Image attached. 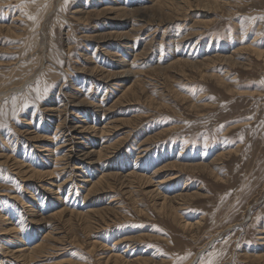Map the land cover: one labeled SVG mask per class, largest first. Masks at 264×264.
I'll return each mask as SVG.
<instances>
[{"label":"rangeland","instance_id":"374dc122","mask_svg":"<svg viewBox=\"0 0 264 264\" xmlns=\"http://www.w3.org/2000/svg\"><path fill=\"white\" fill-rule=\"evenodd\" d=\"M209 260L264 264V0H0V264Z\"/></svg>","mask_w":264,"mask_h":264},{"label":"bare ground","instance_id":"6f19581e","mask_svg":"<svg viewBox=\"0 0 264 264\" xmlns=\"http://www.w3.org/2000/svg\"><path fill=\"white\" fill-rule=\"evenodd\" d=\"M173 1H178V0H173ZM185 1V0H184ZM157 2V1H156ZM155 2V3H156ZM171 2L172 1H170V4H171ZM181 2H182V0H181ZM159 3V2H158ZM180 3V2H179ZM183 3H185V2H183ZM169 3L168 2H166V1H164L162 4H159L161 7H166V5H168ZM175 4V3H174ZM153 5V4H152ZM151 5V6H152ZM181 6V5H180ZM182 7V6H181ZM185 8V7H184ZM186 9V8H185ZM167 10V9H166ZM173 10V9H172ZM111 11V10H110ZM150 11V10H149ZM142 13V16H141V18L142 19H144V18H146V13H147V10H144V11H142L141 12ZM109 14V13H108ZM113 14V13H112ZM168 15V14H167ZM120 16H125V17H127L126 16V13H120ZM174 16V15H173ZM106 18V17H105ZM109 18V17H108ZM110 20V19H109ZM139 20V19H138ZM141 20V19H140ZM119 21V20H118ZM146 21H147V19H146ZM150 21V20H149ZM156 21V20H155ZM143 22V21H142ZM154 22V21H153ZM151 23V22H150ZM137 32V31H136ZM124 35H125V33H124ZM101 36V35H100ZM101 39H102V37H101ZM120 39H124V40H126L125 38H124V36H120L119 37V40ZM123 42V41H122ZM254 43V42H253ZM128 50V49H127ZM184 66V65H183ZM137 92V91H136ZM134 96V95H133ZM65 111V110H64ZM72 111V110H71ZM51 112V111H50ZM66 117V116H65ZM127 122V121H126ZM84 123V122H83ZM117 123V122H116ZM110 124V123H109ZM112 124V123H111ZM118 125V124H117ZM83 126V125H82ZM105 126V125H104ZM77 128V127H76ZM82 128V127H81ZM74 129V128H73ZM101 129V128H100ZM62 131V130H61ZM66 131V130H65ZM64 131V132H65ZM74 132V131H73ZM77 132V131H76ZM103 133V132H102ZM101 133V134H102ZM70 134V133H69ZM78 134H80V133H78ZM75 135V134H74ZM86 135V134H85ZM92 135V134H91ZM100 135V134H99ZM108 135H109V132H108ZM108 135H106V137L108 136ZM127 135V134H126ZM64 137H65V135H64ZM79 137V136H78ZM100 137V136H99ZM103 137V136H102ZM105 137V138H106ZM86 138V137H85ZM110 138V137H109ZM73 140H75V138H74V136H69V139L68 140H66L67 142H69V144H67L68 146H70L69 147V149L65 146V147H62V148H67L68 150H69V152L72 154L71 156H70V158H68V160H70V159H72V160H77V161H80V162H83V161H87L89 158H90V154H88V152L86 153V152H84L83 150L82 151H78L77 149L78 148H75V146H74V143H72L73 142ZM129 140V139H128ZM100 141V140H99ZM66 142V143H67ZM85 142V141H84ZM123 142V141H122ZM65 144V143H64ZM153 144V143H152ZM78 145H80V144H78ZM82 145V144H81ZM116 145V144H115ZM80 147V146H79ZM104 147V146H103ZM105 147H107V146H105ZM109 147V146H108ZM46 148V147H45ZM81 149H82V147H80ZM84 148V147H83ZM116 148V147H115ZM51 149V148H50ZM60 149V148H59ZM88 149V148H87ZM110 149V148H109ZM118 149V148H117ZM62 150V149H61ZM86 150V149H85ZM48 151V150H47ZM47 151H45V152H47ZM115 151V150H114ZM101 152V151H100ZM107 152H109V153H111L110 151H108L107 150ZM108 153V154H109ZM114 153V152H113ZM47 154V153H46ZM45 154V155H46ZM70 155V154H69ZM78 155V156H77ZM101 155V153H99V156ZM110 155H112V153L110 154ZM50 156V155H49ZM113 156V155H112ZM117 156V155H116ZM104 158V157H103ZM98 159H100V158H98ZM106 159V158H105ZM103 160V159H102ZM30 162V161H29ZM67 162V161H66ZM95 162H97V161H94V162H92V164H94ZM102 162V161H101ZM75 165H77V164H75ZM95 165V164H94ZM67 166H68V164H67ZM93 168V167H92ZM172 168V167H171ZM84 169V168H83ZM51 170V169H50ZM73 170H79V168H77V167H75ZM170 170V169H169ZM168 170V171H169ZM174 170V169H173ZM68 171V170H67ZM103 171V170H102ZM164 171V170H163ZM162 171V172H163ZM175 171H176V169H175ZM43 172V171H42ZM167 172V171H166ZM172 172V171H171ZM60 174V173H59ZM159 174V173H158ZM63 175V174H62ZM78 175H79V173H78ZM159 176V175H158ZM169 176V175H168ZM171 176H172V174H171ZM178 177V176H177ZM55 178V177H54ZM51 179V178H50ZM90 179V178H89ZM128 179V178H127ZM142 179V178H141ZM174 179V178H173ZM172 179V180H173ZM48 180V179H47ZM91 180V179H90ZM113 180V179H112ZM146 180V179H145ZM40 182V181H39ZM50 182V181H49ZM68 182V181H67ZM85 183H87V182H89L88 180H85L84 181ZM110 182V181H109ZM168 182V181H167ZM173 182V181H172ZM57 183V182H56ZM166 183V182H165ZM102 183L101 182H99V185H101ZM111 184V183H110ZM114 184V183H113ZM134 184V183H133ZM163 184V183H162ZM132 185V184H131ZM106 187V186H105ZM91 188H93V189H96L97 188V185H92V187ZM134 189V188H133ZM97 191V190H96ZM100 191V190H99ZM109 191V190H108ZM92 192V191H91ZM104 192V191H103ZM183 194V193H182ZM97 195V194H96ZM91 196V195H90ZM93 196H95V195H93V193H92V197ZM89 197V196H88ZM178 197V196H177ZM177 197H172V198H170V200H169V198H166V197H164V198H162V199H160L161 200V203H162V205H168L169 203H171V202H174V201H176L177 200ZM169 202V203H168ZM173 204V203H172ZM180 204V203H179ZM174 205V204H173ZM180 205H182V204H180ZM177 207H180V206H177ZM182 208V207H181ZM179 210H181V209H179ZM180 212V211H179ZM60 214V213H59ZM62 214V213H61ZM87 214H88V211H87ZM73 216V215H72ZM91 216H93V215H91ZM102 216V215H101ZM97 217V216H96ZM103 217V216H102ZM48 218V217H47ZM98 218V217H97ZM104 218V217H103ZM36 219V218H35ZM44 219V218H43ZM93 219V218H92ZM91 219V220H92ZM95 219V218H94ZM42 220V219H41ZM97 220V219H96ZM55 221V220H54ZM99 221V220H98ZM197 222V221H196ZM92 224H93V222H91ZM191 223V222H190ZM41 224V223H40ZM92 224H91V226H92ZM95 226V225H94ZM90 228V227H89ZM190 228V227H189ZM92 231H93V228H92ZM98 231V230H97ZM100 231V230H99ZM13 232V231H12ZM8 233V232H7ZM48 233V232H47ZM92 234V233H91ZM7 235V234H6ZM43 237V236H42ZM51 243V242H50ZM22 244V243H21ZM43 244V243H42ZM57 244V243H56ZM53 245V244H52ZM99 245V244H98ZM132 245V244H131ZM24 246V245H23ZM36 246V245H35ZM37 247V246H36ZM23 250V249H22ZM33 250V249H32ZM92 250V249H91ZM21 251V250H20ZM34 251V250H33ZM95 251V250H94ZM92 252V251H91ZM126 252V251H125ZM21 253V252H20ZM51 254V253H50ZM42 255V254H41ZM126 255V254H125ZM26 256V255H25ZM49 256V255H48ZM26 258V257H25ZM36 258H37V256H36ZM39 258V257H38ZM37 258V259H38ZM46 258V257H45ZM50 258V257H49ZM40 259V258H39ZM31 260V259H30ZM65 261V260H64ZM133 263V262H132ZM62 264H65V263H62Z\"/></svg>","mask_w":264,"mask_h":264},{"label":"snow or ice","instance_id":"6c2138e0","mask_svg":"<svg viewBox=\"0 0 264 264\" xmlns=\"http://www.w3.org/2000/svg\"><path fill=\"white\" fill-rule=\"evenodd\" d=\"M30 19H34V17H30ZM36 91H39V89H36ZM13 103H15V97H13ZM207 264H212V261H207Z\"/></svg>","mask_w":264,"mask_h":264}]
</instances>
